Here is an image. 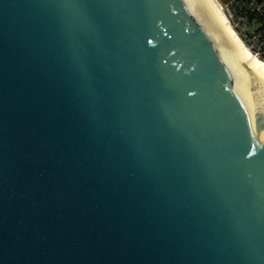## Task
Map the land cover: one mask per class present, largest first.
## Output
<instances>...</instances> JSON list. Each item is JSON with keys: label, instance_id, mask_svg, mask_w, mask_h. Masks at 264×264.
Masks as SVG:
<instances>
[{"label": "water", "instance_id": "obj_1", "mask_svg": "<svg viewBox=\"0 0 264 264\" xmlns=\"http://www.w3.org/2000/svg\"><path fill=\"white\" fill-rule=\"evenodd\" d=\"M215 0H0V264H264V64Z\"/></svg>", "mask_w": 264, "mask_h": 264}, {"label": "built area", "instance_id": "obj_2", "mask_svg": "<svg viewBox=\"0 0 264 264\" xmlns=\"http://www.w3.org/2000/svg\"><path fill=\"white\" fill-rule=\"evenodd\" d=\"M221 6L244 47L264 64V0H225Z\"/></svg>", "mask_w": 264, "mask_h": 264}, {"label": "bare ground", "instance_id": "obj_3", "mask_svg": "<svg viewBox=\"0 0 264 264\" xmlns=\"http://www.w3.org/2000/svg\"><path fill=\"white\" fill-rule=\"evenodd\" d=\"M216 1V3L218 4V6L220 7V9H221V5L219 4V2L217 1V0H215ZM221 11H222V9H221ZM222 13H223V11H222ZM223 15H224V13H223ZM224 17H225V19H226V16L224 15ZM225 24H228V26L230 27V29H231V31L238 37V35L236 34V32L234 31V29L229 25V23H228V21H227V19H226V22H225ZM238 39L240 40V38L238 37ZM241 41V40H240ZM241 43H242V41H241ZM243 44V43H242ZM244 46V45H243ZM246 49V48H245ZM246 51L248 52V54H249V56H250V58L252 59L253 57L251 56V54L249 53V51L246 49ZM257 61H259L258 59H256ZM259 62H261V61H259ZM262 63V62H261Z\"/></svg>", "mask_w": 264, "mask_h": 264}, {"label": "rangeland", "instance_id": "obj_4", "mask_svg": "<svg viewBox=\"0 0 264 264\" xmlns=\"http://www.w3.org/2000/svg\"><path fill=\"white\" fill-rule=\"evenodd\" d=\"M219 2V4L221 5L222 4V1H225V0H217ZM221 9H222V6H221ZM224 15L226 14L225 11L222 9ZM226 16V15H225Z\"/></svg>", "mask_w": 264, "mask_h": 264}]
</instances>
